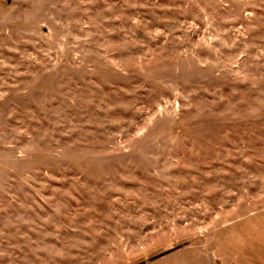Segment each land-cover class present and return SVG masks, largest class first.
Returning a JSON list of instances; mask_svg holds the SVG:
<instances>
[{
  "label": "rangeland",
  "instance_id": "obj_1",
  "mask_svg": "<svg viewBox=\"0 0 264 264\" xmlns=\"http://www.w3.org/2000/svg\"><path fill=\"white\" fill-rule=\"evenodd\" d=\"M263 210L264 0H0V264H237Z\"/></svg>",
  "mask_w": 264,
  "mask_h": 264
},
{
  "label": "crops",
  "instance_id": "obj_2",
  "mask_svg": "<svg viewBox=\"0 0 264 264\" xmlns=\"http://www.w3.org/2000/svg\"><path fill=\"white\" fill-rule=\"evenodd\" d=\"M260 216H264V210L237 219L214 231L216 245L237 264H264V225H251L240 231L236 229L238 225L251 222Z\"/></svg>",
  "mask_w": 264,
  "mask_h": 264
}]
</instances>
